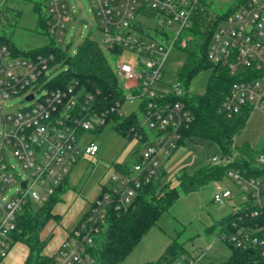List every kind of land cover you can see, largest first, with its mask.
Listing matches in <instances>:
<instances>
[{
    "label": "built area",
    "instance_id": "1",
    "mask_svg": "<svg viewBox=\"0 0 264 264\" xmlns=\"http://www.w3.org/2000/svg\"><path fill=\"white\" fill-rule=\"evenodd\" d=\"M92 1L105 33V51L123 82V100L106 110H98L93 94L76 84H47L56 69L53 54L15 55L7 44H0V264L14 244L12 233L25 208L47 202L82 156L98 155L100 146L85 141L86 132L114 124L111 114L140 113V129L146 137L135 126L128 131L147 141L146 147L133 163L113 164L107 184L51 256V264H95L91 248L109 211L126 210L139 188L161 176L167 160L182 145V130L192 121L181 99L187 94L182 80L172 85L173 92L157 90L154 84L162 83L169 50L187 46L195 16L213 9L215 0ZM225 1L228 6L221 11L225 16L215 27L207 52L210 61L234 78L218 111L226 116L245 108L264 111V0ZM6 4L8 0H0L2 24L14 14L4 9ZM46 14L49 33L62 44L72 18L68 0H47ZM22 94L30 104L6 114L3 104ZM126 104L136 109L125 114ZM11 156L25 170V177L16 172ZM206 163L227 166L225 177L238 187L236 193L228 187L214 193L215 201L230 207L222 217L221 236L264 260V151L250 154L233 144L208 156ZM15 181L19 186L7 194Z\"/></svg>",
    "mask_w": 264,
    "mask_h": 264
},
{
    "label": "rangeland",
    "instance_id": "2",
    "mask_svg": "<svg viewBox=\"0 0 264 264\" xmlns=\"http://www.w3.org/2000/svg\"><path fill=\"white\" fill-rule=\"evenodd\" d=\"M8 4L21 11V16H10L8 23H0V34L7 36L21 49H33L51 42L59 44L57 38L49 33L45 23L40 22L41 15L47 12V0H8ZM72 18L67 23L64 38L60 42L69 55H74L82 42L93 39L103 50L105 33L99 26L94 13L92 0H68ZM11 5V6H12ZM221 5V6H220ZM38 6V10L35 9ZM228 3L215 0L213 8L222 11ZM186 51L178 46L172 47L163 62L162 83L156 82L154 88L164 92H173L172 85L181 80L179 72L186 60ZM64 66H57L51 76L61 71ZM211 75L208 68L201 69L189 81L188 92L203 93ZM123 83V82H122ZM41 92L37 91L40 95ZM25 95L13 97L3 104L6 114L28 106ZM136 109L134 104L123 106L127 114ZM3 131V119L0 111V142ZM264 138V111L255 109L234 139V146L255 147ZM84 140L95 141L100 146L97 156H82L69 173L68 183L60 193V200L53 211L61 218L48 222L41 232L45 241L42 254L55 256L68 231L79 221L95 199L99 190L107 184L113 164L133 163L137 152L142 151L147 141L137 136L128 137L114 128L113 123L106 124L97 131H87ZM221 148L212 140L188 139L167 160L164 180L172 186L179 187L177 176L184 171H193L206 163L207 157L220 154ZM11 162L20 177H25V170L11 156ZM19 182L15 181L7 194L15 192ZM222 187H228L233 193L238 187L229 177L215 180L206 186L181 193L161 218L149 228L141 241L124 259L123 264H226L233 247L221 236L220 219L226 214L229 205H221L214 200V193ZM42 205V204H41ZM40 205H35V210ZM173 240L181 243L184 254L178 258L162 257ZM27 256V245L22 241L15 242L7 250L2 264H23Z\"/></svg>",
    "mask_w": 264,
    "mask_h": 264
},
{
    "label": "trees",
    "instance_id": "3",
    "mask_svg": "<svg viewBox=\"0 0 264 264\" xmlns=\"http://www.w3.org/2000/svg\"><path fill=\"white\" fill-rule=\"evenodd\" d=\"M4 9L14 13L15 18L21 16V11L10 4H6ZM35 9L38 10V6H35ZM224 16V13L214 8H205L195 16V21L189 31L192 39L184 48L187 56L179 72L187 90L186 96L181 99L193 116L190 125L182 130L183 135L180 142L183 144L188 139L212 140L219 145L222 151L228 150L234 144L236 135L244 127L251 112L250 109L245 108L232 116H226L218 111V106L234 78L230 76L225 67L210 61L207 52L212 33ZM46 20L47 14H42L40 22L46 25ZM1 43L7 44L15 55L53 54L52 64H55L56 68L57 66L65 68L51 76L47 84L53 87H68L76 84L80 90L93 94L98 110H106L117 100H123L122 82L106 51L93 39H85L74 55H69L62 44L53 42L33 49H21L7 36L0 34ZM203 68L211 70L204 92H188L190 79ZM110 116L114 121V128L128 137L132 136V133L128 131L131 126L141 130L140 113L111 114ZM140 132L146 137L145 131ZM241 150L250 154L264 151V138L255 147L245 145ZM226 169L227 166L224 165L217 166L207 163L191 172L184 168V171L177 176L179 189L164 180L166 170H163L158 179L138 189L126 210L112 209L109 211L105 227L95 238L91 248L95 264H123L124 259L141 241L149 228L169 210L181 193H189L212 181L223 179ZM67 183L68 179L57 188L47 202L38 206L36 210L35 205L30 204L18 216L17 228L12 233V237L14 243L22 241L29 248L24 264L52 263L51 256L42 254L45 241L41 238V232L51 219L56 218L53 208L61 199L60 193ZM223 219H220V224ZM184 251L183 245L173 240L162 257L178 258L184 254ZM226 264H264V260L257 252L233 247Z\"/></svg>",
    "mask_w": 264,
    "mask_h": 264
},
{
    "label": "crops",
    "instance_id": "4",
    "mask_svg": "<svg viewBox=\"0 0 264 264\" xmlns=\"http://www.w3.org/2000/svg\"><path fill=\"white\" fill-rule=\"evenodd\" d=\"M12 5V4H11ZM13 6V5H12ZM54 212V214L56 215V218H53V219H51V221L53 220H55V222H59L60 221V217L58 216L59 214L58 213H56V211H53ZM50 222V221H49ZM71 230V229H70ZM69 230V231H70ZM69 231H68V233H69ZM68 235V234H67ZM67 237V236H66ZM28 253H29V248H28V246H27V256H28ZM44 255H47V256H51V255H49V254H47V253H44ZM27 256H26V258H27ZM26 258H25V260H26ZM25 260H24V262H25ZM24 262H23V264H24Z\"/></svg>",
    "mask_w": 264,
    "mask_h": 264
},
{
    "label": "water",
    "instance_id": "5",
    "mask_svg": "<svg viewBox=\"0 0 264 264\" xmlns=\"http://www.w3.org/2000/svg\"><path fill=\"white\" fill-rule=\"evenodd\" d=\"M32 97V95H30V98ZM24 185H25V182H24Z\"/></svg>",
    "mask_w": 264,
    "mask_h": 264
}]
</instances>
